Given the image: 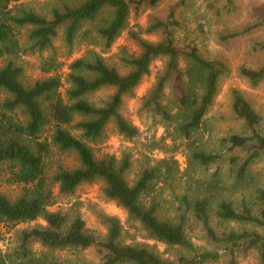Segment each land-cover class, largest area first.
Instances as JSON below:
<instances>
[{"label": "trees", "instance_id": "obj_1", "mask_svg": "<svg viewBox=\"0 0 264 264\" xmlns=\"http://www.w3.org/2000/svg\"><path fill=\"white\" fill-rule=\"evenodd\" d=\"M76 1L40 14L21 0H0V59L4 60L0 90L6 95L0 101V175L4 173L7 184L22 186L13 200L0 193V224L14 229L13 246L0 250V264H61L37 256L33 244L48 252L92 248L97 264H240L250 254L255 264H264V186L252 172L260 163L264 172V118L241 91L231 89V117L239 131L220 137L212 149L197 139L229 68L218 58H205L195 46L178 44L177 9L184 0L171 5L163 17L148 13L144 26L128 32L139 51L122 59L124 72L88 52L89 56L67 65L63 81L58 74L61 64L52 57L40 64L43 77L23 80V68L14 61L20 54L47 51L59 35L69 55L78 40L108 50L131 15L138 18L167 0ZM219 1L223 12L236 13L233 0ZM263 25L264 16L240 33L219 38L225 41ZM22 29L28 31L26 49L20 43ZM155 61H161L162 67L141 97L139 109L158 119L167 134L171 127L174 139L188 142V167L179 179L177 162L162 158L142 166L131 182L129 152L119 158L97 156L93 147L105 140L108 126L126 141L137 138L139 130L123 114L122 105L151 74ZM237 75L256 87L264 80V61L255 68L240 66ZM64 83L67 87L61 92ZM104 89L111 90L105 100L99 104L89 100ZM55 152L73 153L77 166H59L48 177L46 162ZM211 168L214 172L208 177L195 173ZM176 181L183 183L180 194L173 190ZM94 182L101 183L105 199L126 212L127 225L99 213L105 231L97 234L85 227L78 203L73 204L72 214L48 210L56 199L54 189L58 195L71 196L80 185ZM159 182L169 186L177 202L171 217L162 213L165 200L154 192ZM189 217L212 250L192 244L187 235ZM36 220L43 224L29 225ZM139 232L145 240L172 249V256L163 257L154 245L134 242Z\"/></svg>", "mask_w": 264, "mask_h": 264}, {"label": "rangeland", "instance_id": "obj_2", "mask_svg": "<svg viewBox=\"0 0 264 264\" xmlns=\"http://www.w3.org/2000/svg\"><path fill=\"white\" fill-rule=\"evenodd\" d=\"M178 0H167L158 5L153 11H147L140 17L135 18L131 15L127 28L115 40L108 50H103L99 45H90L87 42L78 40L74 46L72 53L69 55L67 49L63 45L60 35L53 42V47L44 52H29L20 54L14 61L23 68V80L31 82L39 77H43L40 73V64L49 58H55L58 63L59 73L64 79V75L68 72L67 65L76 58L88 55V52H95L105 59V61L116 67L120 72H124L122 59L125 57L138 54V47L135 42L129 37L128 32L132 29L138 30L144 26L147 19V14L163 17L170 6L176 4ZM27 7L33 9L40 14H47L51 7L61 3L75 4L76 0H21ZM212 3V7L209 3ZM236 13L228 14L222 11V2L219 0H184L182 7L177 9V16L180 18L181 27L176 33L178 44L181 46H195L200 54L208 59L218 58L225 62L229 68V74L220 82V89L214 99L213 105L205 117V120L196 133L204 147L212 149L215 147L218 139L232 131H239L240 126L238 122L233 121L231 117V89H238L244 97L251 103L253 108L264 118V80L256 87H250L245 79L237 75V69L240 66L247 68L258 67L264 61V25L251 32L240 34L236 37L229 38L225 41L220 40L221 35H227L233 32H241L243 28L259 20L264 16V0H233ZM208 6V7H207ZM108 15L107 12L104 13ZM26 29L21 30L19 36L20 43L23 48H27L29 43L26 39ZM94 36V34L92 33ZM148 40H157L156 36H145ZM257 44H260L258 47ZM3 59H0V66L4 64ZM162 67L161 61H155L151 66V74L144 77L141 83L134 91L132 98L124 100L122 105V112L139 130V135L132 141H126L121 136L117 135L111 126L106 129V138L101 144L95 145L94 153L97 156L102 154L114 155L120 157L122 152H129L131 155L132 167L128 173V179L132 182L139 169L144 165H151L156 160L167 158L173 159L178 164L177 178L182 179V176L188 167V142L181 139H174L171 127L168 128V133L159 123L158 119L150 117L148 114L140 111V99L151 86L154 76ZM67 87L63 84L61 92ZM168 92V91H167ZM111 90L104 89L96 92L89 97L91 102L99 104L110 95ZM167 94V93H166ZM6 97L5 93L0 90V101ZM169 96L166 100L168 102ZM74 134H76L73 131ZM156 145H153V143ZM154 147L151 151L148 149ZM46 166V175L49 177L56 170L57 167H76L77 161L73 153H58L55 152L48 160ZM262 163L253 167L252 172L257 180V183L264 186V172L262 170ZM214 172L211 168L207 172L195 171L197 176L206 175ZM206 173V174H205ZM4 173L0 175V193L7 198L13 200L21 192L22 186L7 184L5 182ZM178 179V180H179ZM175 194H180L183 190V183L178 181L173 184ZM155 191L164 200V207L162 213L168 217L174 215V209L177 202H173L171 196V189L163 182H159ZM55 202L48 207L49 211H62L69 214L73 213L74 203L79 204L78 214L84 221L85 227L94 233L103 234L104 226L100 223L98 214H106L115 216L120 223L127 225V214L120 207L113 202L104 198L101 193V183L94 182L90 184L80 185L71 196H61L57 194L54 189ZM236 196V194L234 195ZM173 205V206H172ZM72 208V210H71ZM43 224L42 220H36L29 225ZM189 227L187 228V235L192 244L198 248H206L212 250L213 247L207 245L202 241L201 229L193 223L192 218L189 217ZM22 226H18L20 228ZM127 228V226H126ZM14 229L8 225L0 224V250L6 251L13 246ZM134 242H144L149 245H154L156 250L163 257H170L173 254L172 249L156 243L154 241L145 240L142 233H135ZM32 250L37 256L46 255L55 260L57 263L68 264L77 262H88L97 264L98 260L95 256L94 250L89 248L82 251H50L41 247L39 244H33ZM240 264H255V259L252 254L240 260Z\"/></svg>", "mask_w": 264, "mask_h": 264}]
</instances>
